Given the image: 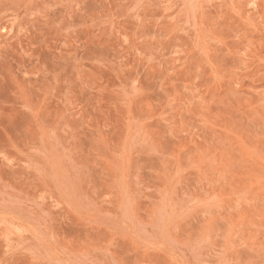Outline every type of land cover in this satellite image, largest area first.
I'll return each instance as SVG.
<instances>
[{"label": "rangeland", "instance_id": "374dc122", "mask_svg": "<svg viewBox=\"0 0 264 264\" xmlns=\"http://www.w3.org/2000/svg\"><path fill=\"white\" fill-rule=\"evenodd\" d=\"M0 264H264V0H0Z\"/></svg>", "mask_w": 264, "mask_h": 264}]
</instances>
